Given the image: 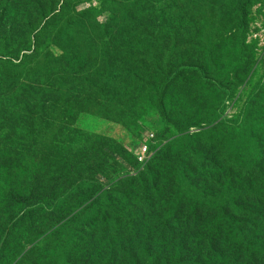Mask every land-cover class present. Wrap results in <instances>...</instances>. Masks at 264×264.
Here are the masks:
<instances>
[{
    "label": "trees",
    "instance_id": "16d2710c",
    "mask_svg": "<svg viewBox=\"0 0 264 264\" xmlns=\"http://www.w3.org/2000/svg\"><path fill=\"white\" fill-rule=\"evenodd\" d=\"M93 1H35L26 22L0 12V264H264V70L246 41L255 0H188L165 22L149 16L153 0ZM99 11H111L104 22ZM52 62L62 75L35 82ZM143 73L161 74L153 91ZM189 74L210 93L194 133L170 92ZM90 117L121 118L128 144L76 128ZM84 164L76 180L69 168ZM44 237L60 240L50 254Z\"/></svg>",
    "mask_w": 264,
    "mask_h": 264
},
{
    "label": "rangeland",
    "instance_id": "374dc122",
    "mask_svg": "<svg viewBox=\"0 0 264 264\" xmlns=\"http://www.w3.org/2000/svg\"><path fill=\"white\" fill-rule=\"evenodd\" d=\"M36 2H45L46 0H0V5L7 7L8 11H1L3 13L11 14L14 13V17L20 19L21 22H26L28 19V13L33 14L34 4ZM105 1L109 0H94L93 5L96 7H101ZM188 0H157V1H151L149 2L150 5L154 6V11L149 16L154 15V13H158L162 15V18H159V21L165 22L166 20L170 18H176L181 15H172L168 11H184V7L188 4ZM85 6H89L90 3L84 4ZM139 8V5H138ZM17 10V11H15ZM59 10V7L58 9ZM140 11V8L138 9ZM247 12V23L248 24V30H247V39L246 41L248 43H252L254 41L257 42L256 51L254 54V66L253 71H255V75L258 77L262 74L264 70V0H255L252 2L251 6L246 9ZM111 11H102L98 14V18L100 21L104 22L108 18V14ZM115 14H119L120 8L116 9ZM45 11L42 12L44 14ZM144 22V19H143ZM18 30L15 29V32ZM53 32V26L49 27L46 31H44L41 34V39L44 41H48L52 37ZM135 47L138 49V46L135 45ZM155 46H153L154 48ZM156 55L160 58L163 57V53H166V51H163L162 49H156L155 50ZM102 56V55H101ZM100 57V56H99ZM95 58H89L88 56V63L90 65L94 64ZM204 63L206 64V61L203 59ZM211 67V66H210ZM209 67V68H210ZM208 68V67H207ZM44 69L46 70V73L43 75H33V79L35 82L38 80L45 81L47 78L52 80V82L55 81L56 76L62 75L60 71L63 69V66L59 62H52L44 66ZM87 72H91V68H86ZM140 72V70H138ZM143 78V84L142 89L153 91L155 87V83H158L161 74H157L154 77H151L150 75L141 76ZM157 81V82H156ZM170 92L172 96L176 99V103L174 105V110L176 113V117L178 120H181V113L178 114V111L181 110L186 112L189 115L191 126L190 132L194 133L197 130V128H203L205 124L207 123V118L204 120V112L202 110V106L206 98L210 95V93L205 89L203 84L197 80V78L191 74L184 76L183 78H179L176 80V82L173 84V86L170 89ZM241 96H245V93L243 89H240L237 91L235 97L231 99V101L228 102V108L226 111V114L228 116H235L239 112L241 99H239ZM13 102H16L15 100ZM196 127V128H194ZM76 128L79 130H82L84 132H88L92 134L95 137H100L103 140L109 141V139H116L120 138L121 140H118L119 143L128 144V139L126 136V128L125 123L123 120L119 117H113V118H106L103 117L97 121H92L91 117L88 119L82 120L79 124L76 125ZM157 132V129H155ZM155 136L153 131H149L147 134H151ZM114 137V138H113ZM127 149L132 151V149L128 146ZM80 154H83V151L80 152ZM149 159H151L152 154L149 153ZM70 160H74L76 162L80 161L79 159H75L73 156L66 160L68 163ZM82 160V159H81ZM81 166H84V169H81ZM78 167H70L69 170L72 171V177L75 176L76 180H83L82 174L87 173L88 167L84 164ZM192 167V166H190ZM82 172V173H81ZM65 190H69L71 187L70 185H66L62 187ZM82 208H78L76 211H81ZM56 235V234H55ZM57 236V235H56ZM44 243H45V254H50L47 252L49 249L55 248V245L57 243H60V240L58 238L53 237H44ZM81 243V242H80ZM79 244V243H78ZM23 251L18 252V254H21ZM127 262V261H125ZM113 264H117V261L113 262Z\"/></svg>",
    "mask_w": 264,
    "mask_h": 264
},
{
    "label": "built area",
    "instance_id": "2783aa9c",
    "mask_svg": "<svg viewBox=\"0 0 264 264\" xmlns=\"http://www.w3.org/2000/svg\"><path fill=\"white\" fill-rule=\"evenodd\" d=\"M149 151L146 146H144L140 153H138L139 161H148L149 159Z\"/></svg>",
    "mask_w": 264,
    "mask_h": 264
}]
</instances>
